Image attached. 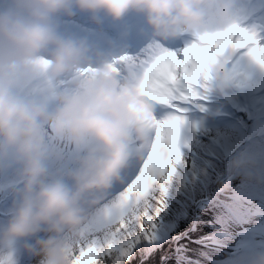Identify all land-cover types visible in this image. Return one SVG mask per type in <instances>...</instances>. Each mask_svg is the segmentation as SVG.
Returning a JSON list of instances; mask_svg holds the SVG:
<instances>
[{
	"label": "clouds",
	"instance_id": "obj_1",
	"mask_svg": "<svg viewBox=\"0 0 264 264\" xmlns=\"http://www.w3.org/2000/svg\"><path fill=\"white\" fill-rule=\"evenodd\" d=\"M233 0H4L0 4V164H12L16 186L0 245L22 247L38 264H72L67 245L106 198L142 141L153 104L140 78L118 77L119 56L101 57L83 38L58 32L73 9L113 21L143 16L153 36L227 28ZM62 26V25H61ZM127 32L126 28H123ZM203 67L223 87L225 60L201 50ZM205 87H208L207 85ZM73 150L64 164V147ZM55 165V166H53ZM175 171V169H174ZM42 233L43 235H37ZM249 264H264V252Z\"/></svg>",
	"mask_w": 264,
	"mask_h": 264
},
{
	"label": "rangeland",
	"instance_id": "obj_2",
	"mask_svg": "<svg viewBox=\"0 0 264 264\" xmlns=\"http://www.w3.org/2000/svg\"><path fill=\"white\" fill-rule=\"evenodd\" d=\"M236 49L229 47L216 53L217 57L218 53L229 55L225 60L227 76L235 70H244L250 76L264 71V67L255 71L247 70L240 58L235 56ZM206 74L213 79L212 71L203 67L197 81L189 85L192 91L201 85ZM226 83L237 84L230 77ZM253 83L264 86L263 81ZM256 86L247 90L237 106L236 98L226 91L225 84L214 88L208 85L212 89L209 100L219 102L221 106V99L224 98L234 103L227 104L228 111L209 105L214 115L211 118L205 116V120L203 116L189 113L193 108L189 100L176 103L179 110L172 106L170 111L156 117L158 120L169 115L183 118L176 144L180 158L174 162L175 171L167 181L153 182L142 196L126 205L122 214L106 217L104 231L100 233L101 243L105 237L136 233L139 230L137 217L145 211L151 215L159 208L151 238L141 236L136 239L128 254L121 258V264H134L139 257L143 258L141 263L148 264L151 258L161 252V248H165L164 259L184 258L191 253L208 257L211 251L206 246L208 239L218 236H221V241H218L222 246L215 247L217 256L230 258L237 255L235 264H249L251 257L264 252V230L247 232L250 228L264 229V149L259 148L260 141L264 140V94H255ZM259 108L261 112L256 110ZM239 110L246 111V114L237 113ZM205 113L208 114L206 110ZM230 121L231 124H225ZM253 132L251 138L243 141L247 133ZM148 136L151 139L154 130H149ZM64 153V164L72 166L73 150L65 146ZM138 163L134 155H129L125 167L120 171V179L112 183L104 203L111 205L118 199L135 174H138ZM129 164L133 167L127 172ZM13 184L16 186L14 166L10 163L0 164V227L5 224L13 203ZM203 200L210 201L203 203ZM122 223L123 229L118 232ZM248 237L255 241L253 255L244 251ZM32 239L16 240L8 246L0 245V264H38L40 257L31 255L22 247L24 243L30 244ZM239 246L241 248L237 249ZM235 249L237 251L234 252ZM205 262L212 264L213 260Z\"/></svg>",
	"mask_w": 264,
	"mask_h": 264
},
{
	"label": "snow or ice",
	"instance_id": "obj_3",
	"mask_svg": "<svg viewBox=\"0 0 264 264\" xmlns=\"http://www.w3.org/2000/svg\"><path fill=\"white\" fill-rule=\"evenodd\" d=\"M196 35L197 41L185 47L181 54L163 51L146 68L141 62L139 75L130 73L140 78L141 91L153 106L171 104L179 110L176 102L189 99L192 91L189 85L197 81L203 68V61L198 55L201 50L217 53L229 45L246 48L248 54L264 66V41L254 31L235 22L222 30ZM118 61L130 62V58L124 54L118 57ZM116 71L119 72V69L116 68ZM182 122L183 118L179 115H169L158 120L153 113L145 138L139 142H130L129 155H134L139 162V172L114 203L108 205L102 202L80 227L77 236L67 238V250L72 264H121V258L128 254L136 239L141 236L151 238L159 208L151 215L145 211L137 217L139 230L134 234L124 233L119 237L112 235L105 237L101 243L100 233L104 231L108 215L122 214L126 205L142 196L153 182L170 178L174 172L173 164L180 158L176 144L178 128ZM149 130H154L151 139L148 136ZM122 229L123 223L117 231Z\"/></svg>",
	"mask_w": 264,
	"mask_h": 264
},
{
	"label": "bare ground",
	"instance_id": "obj_4",
	"mask_svg": "<svg viewBox=\"0 0 264 264\" xmlns=\"http://www.w3.org/2000/svg\"><path fill=\"white\" fill-rule=\"evenodd\" d=\"M113 22L116 23L115 21L112 20L111 23H113ZM118 22H122V20H118ZM215 22H216L215 19H211L209 21V23H208V29H207L208 32H214V31L222 30L223 29V26H219ZM90 25L91 26L90 27H87L86 29H84V31L83 30L76 31V33H78V35L80 36V38H83L88 44H91L92 43L95 46L98 45L99 43H98V41L95 40V38L104 39V41H107V39H108V41H109V39H112L111 38V35L108 34V32H107V31H110V30H107V31L104 30L103 32H105V35L102 36V34H100L102 32V28H101V31L98 32V30H100V29H98L99 27L95 28L96 26L93 23H91ZM110 28L115 29L116 30V33H119V31H121V28L118 29L117 24L115 26L113 24H111L110 25ZM143 28L144 29L142 31V34L139 37L131 38V41L133 42V45L118 47V49H115V50L110 51V52L108 50H107V52H103L101 48H98L99 49L98 50L99 51L98 53L100 54V56L108 57L110 59L111 58V54H113V53L125 52V51L132 50V49L135 50L138 46H140L141 44H143V42L146 40V38L148 36L147 34H151V30H150V28L146 24L144 25ZM61 30H63V29H61ZM133 35H135V34H133ZM130 36H132V34L128 35L127 37H130ZM131 46H132V48H131ZM128 48H131V49H128ZM119 54H115V55H119ZM158 54H160V53L155 52V51H151L148 54V56L151 58V60L154 61V59L156 58V56ZM245 55L248 56V57H250L251 59H253L248 54V50L247 49L245 51ZM253 61L256 62L254 59H253Z\"/></svg>",
	"mask_w": 264,
	"mask_h": 264
},
{
	"label": "trees",
	"instance_id": "obj_5",
	"mask_svg": "<svg viewBox=\"0 0 264 264\" xmlns=\"http://www.w3.org/2000/svg\"><path fill=\"white\" fill-rule=\"evenodd\" d=\"M208 201H210V200H208ZM208 201L203 200V203H206ZM177 237H179V236H177ZM211 243L216 244L217 242H215V240H211V242L207 243V244H211ZM159 246L162 247L161 244ZM164 249L165 248H161V252L158 255H156L154 258H151L150 263H148V264H189V262H191L192 264H204V263H206L205 261H210L212 259L211 253H213V251H210L209 252L210 255L208 257H203V256L199 255L198 253H191L189 256H185L184 258L177 257V258H172V259H170V258L164 259V256H165ZM138 259H139V261H138ZM138 259L134 264H144V263L140 262L143 259L142 257H139ZM213 261L216 263L215 260H213Z\"/></svg>",
	"mask_w": 264,
	"mask_h": 264
}]
</instances>
